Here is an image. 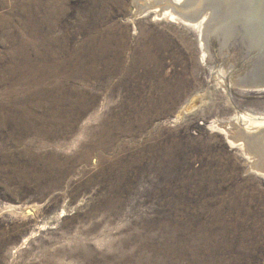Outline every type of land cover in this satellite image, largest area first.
Listing matches in <instances>:
<instances>
[{
  "label": "rangeland",
  "instance_id": "374dc122",
  "mask_svg": "<svg viewBox=\"0 0 264 264\" xmlns=\"http://www.w3.org/2000/svg\"><path fill=\"white\" fill-rule=\"evenodd\" d=\"M134 2L0 0V264H264V90Z\"/></svg>",
  "mask_w": 264,
  "mask_h": 264
},
{
  "label": "water",
  "instance_id": "95a60500",
  "mask_svg": "<svg viewBox=\"0 0 264 264\" xmlns=\"http://www.w3.org/2000/svg\"><path fill=\"white\" fill-rule=\"evenodd\" d=\"M198 1L156 0L154 3L172 9L182 22L196 25L204 62L230 58L235 73L232 82L236 86L264 89V0H240L237 10L232 11L227 9L225 0ZM257 135L249 134L245 140L253 141Z\"/></svg>",
  "mask_w": 264,
  "mask_h": 264
},
{
  "label": "bare ground",
  "instance_id": "6f19581e",
  "mask_svg": "<svg viewBox=\"0 0 264 264\" xmlns=\"http://www.w3.org/2000/svg\"><path fill=\"white\" fill-rule=\"evenodd\" d=\"M99 0H92V2H94V3H96V2H98ZM101 1V0H100ZM104 1V0H103ZM141 1H143V3L141 4L140 2ZM144 1H145V4H144ZM156 0H135V2H134V5L132 6L134 9H135V7H137L138 6V4L140 3L141 5V7L140 6H138L139 8H141V12H146V11H149L150 9L151 10H153L154 12H155V16L156 17H160V16H162V15H168V16H170V17H172L173 19H178L179 20V18L177 17V16H175V14H174V11H173V13L171 12V11H166V10H163V9H166V8H169V7H167V6H164V8L162 7V4H159V3H157V4H155L154 2H155ZM181 0H172V2H180ZM144 4V5H143ZM137 7V8H138ZM138 8V9H139ZM161 8H163L162 10L164 11V12H162V10H160ZM133 9V12L135 11ZM137 9V10H138ZM171 10V9H170ZM137 12V11H136ZM139 12V11H138ZM138 12H137V14H138ZM136 14V13H135ZM141 14V13H140ZM143 14V13H142ZM195 27H196V25H194ZM92 48V47H91ZM89 52L90 53H92L93 52V48L91 49V50H89ZM90 60H94L95 61V59L94 58H91V59H89L88 61H90ZM71 64H73V63H66L65 65L64 64H58V65H56L57 66V68L56 69H54V68H51L52 70H50L48 73H47V75L46 76H48V77H50V79L48 80V81H50V80H52L53 78H57V77H63L64 75L61 73V71H62V68L63 69H65V68H67L69 65H71ZM47 68V67H46ZM71 69V71H69L68 70V76H70L71 74H73L74 73V75H77V74H83V73H86V71L88 72L89 71V69H90V67H89V65L87 64L86 65V67L83 69V67H82V69H80L79 70V68L77 67V68H75L74 69V66L72 67V68H70ZM63 75V76H62ZM262 90H264V89H262ZM26 103V102H25ZM242 115V114H241ZM243 117H244V120L246 121V123H249L251 126H249L248 125V127H252L253 125L255 126V125H259V124H262L263 125V123H264V119H261V117L259 118V117H254V116H251V115H248V114H243L242 115ZM239 117V116H238ZM39 131V130H38ZM238 140V139H237ZM237 142V141H236ZM234 143V142H233ZM240 145L243 147V142L241 143L240 142ZM246 146V145H245ZM245 148V150L247 149V151H248V148L247 147H244ZM245 150H243V152L245 153V155H247V153H249V152H246ZM254 153L253 155H255V156H257V157H259V155L258 154H256L255 153V151H251L250 153ZM252 158V157H251ZM252 162V161H251ZM258 162H256V168H261V169H263L264 170V168L262 167V163L260 162V163H258ZM253 164V163H252ZM252 166V165H251ZM254 166V165H253ZM253 166H252V168H253ZM174 236H172V238H173ZM172 238H170V240L172 239ZM183 240L186 242V240L183 238Z\"/></svg>",
  "mask_w": 264,
  "mask_h": 264
}]
</instances>
